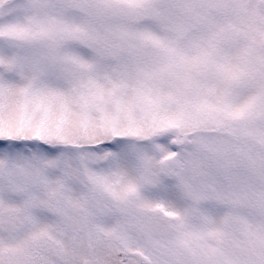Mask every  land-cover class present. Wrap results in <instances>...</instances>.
<instances>
[{"label":"snow or ice","instance_id":"obj_1","mask_svg":"<svg viewBox=\"0 0 264 264\" xmlns=\"http://www.w3.org/2000/svg\"><path fill=\"white\" fill-rule=\"evenodd\" d=\"M0 264H264V0H0Z\"/></svg>","mask_w":264,"mask_h":264}]
</instances>
